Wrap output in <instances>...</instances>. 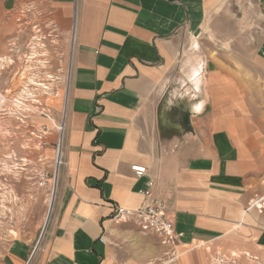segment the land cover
<instances>
[{
	"label": "crops",
	"instance_id": "0c3cea01",
	"mask_svg": "<svg viewBox=\"0 0 264 264\" xmlns=\"http://www.w3.org/2000/svg\"><path fill=\"white\" fill-rule=\"evenodd\" d=\"M224 2L0 0L13 40L37 31L43 47L71 39L74 48L67 166L33 264L264 263L257 124L241 115L242 90L227 86L222 66L209 61L195 95L182 70L184 35L199 36ZM257 11L264 18V0ZM135 164L145 177H135ZM150 179L174 244L142 231L132 214ZM4 246L0 264L25 263L28 241Z\"/></svg>",
	"mask_w": 264,
	"mask_h": 264
},
{
	"label": "rangeland",
	"instance_id": "374dc122",
	"mask_svg": "<svg viewBox=\"0 0 264 264\" xmlns=\"http://www.w3.org/2000/svg\"><path fill=\"white\" fill-rule=\"evenodd\" d=\"M258 1L226 0L218 14L209 13L199 36L184 35L181 55L182 70L200 61L199 82L211 60L227 70L222 74L224 82L242 90L241 115L257 124L255 131L264 148V18L257 11ZM14 35L9 18L4 17L0 21V249L15 238L28 241L24 264H33L46 238L64 171L57 167L56 152L61 134L68 135L74 48L71 39L61 46L43 47L37 31L29 38L23 34L13 40ZM43 173L49 174L46 186L40 185ZM259 174L262 188L255 207L264 213V171ZM218 264L233 261L220 258Z\"/></svg>",
	"mask_w": 264,
	"mask_h": 264
},
{
	"label": "built area",
	"instance_id": "2783aa9c",
	"mask_svg": "<svg viewBox=\"0 0 264 264\" xmlns=\"http://www.w3.org/2000/svg\"><path fill=\"white\" fill-rule=\"evenodd\" d=\"M66 141L67 135L65 131L61 134V138L57 143L56 164L59 170H64L67 166ZM131 169L137 179L145 177L148 172L147 167L140 164L133 165ZM48 178L49 174L43 173L40 185L46 186ZM142 195L144 198L143 205L137 211L132 213L138 225L144 232H153L159 235L162 238L163 244H174L178 240V237L174 223L167 217V203L156 195L155 183L151 179L146 182L145 188L142 190ZM117 212L118 217L121 218L123 209H118ZM101 240L104 241V238H101Z\"/></svg>",
	"mask_w": 264,
	"mask_h": 264
},
{
	"label": "clouds",
	"instance_id": "9594fccd",
	"mask_svg": "<svg viewBox=\"0 0 264 264\" xmlns=\"http://www.w3.org/2000/svg\"><path fill=\"white\" fill-rule=\"evenodd\" d=\"M198 67H199L198 64L193 63L184 74L185 79L188 80L192 84L193 91H196L197 89V80H198V75H199ZM187 99L189 101V107H190L191 113L195 112L197 108L199 107V105L192 103L190 97H188ZM169 106H172L171 100L169 101Z\"/></svg>",
	"mask_w": 264,
	"mask_h": 264
},
{
	"label": "water",
	"instance_id": "95a60500",
	"mask_svg": "<svg viewBox=\"0 0 264 264\" xmlns=\"http://www.w3.org/2000/svg\"><path fill=\"white\" fill-rule=\"evenodd\" d=\"M186 122L189 124V120L187 119Z\"/></svg>",
	"mask_w": 264,
	"mask_h": 264
},
{
	"label": "bare ground",
	"instance_id": "6f19581e",
	"mask_svg": "<svg viewBox=\"0 0 264 264\" xmlns=\"http://www.w3.org/2000/svg\"><path fill=\"white\" fill-rule=\"evenodd\" d=\"M55 187V186H54ZM54 190V189H53ZM53 193V192H52ZM35 253V252H34Z\"/></svg>",
	"mask_w": 264,
	"mask_h": 264
}]
</instances>
